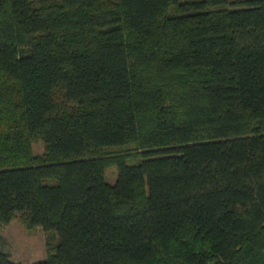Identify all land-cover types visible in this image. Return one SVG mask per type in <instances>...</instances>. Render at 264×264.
Instances as JSON below:
<instances>
[{
	"label": "trees",
	"instance_id": "obj_1",
	"mask_svg": "<svg viewBox=\"0 0 264 264\" xmlns=\"http://www.w3.org/2000/svg\"><path fill=\"white\" fill-rule=\"evenodd\" d=\"M16 216L33 264H264V0H0Z\"/></svg>",
	"mask_w": 264,
	"mask_h": 264
},
{
	"label": "rangeland",
	"instance_id": "obj_2",
	"mask_svg": "<svg viewBox=\"0 0 264 264\" xmlns=\"http://www.w3.org/2000/svg\"><path fill=\"white\" fill-rule=\"evenodd\" d=\"M32 149L37 155L43 154L45 151L43 140H34ZM132 155L134 157L128 158L129 162H134L140 157L138 153ZM116 177L117 166L109 165L107 167V179L113 183L116 181ZM0 234V247L7 251L15 261L22 264H33L45 258L48 237L41 227L27 228L20 216H16L1 227Z\"/></svg>",
	"mask_w": 264,
	"mask_h": 264
}]
</instances>
